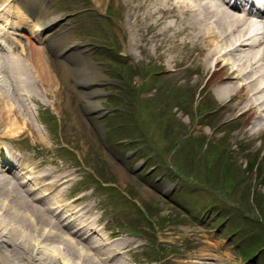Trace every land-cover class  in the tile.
Returning <instances> with one entry per match:
<instances>
[{"label":"rangeland","instance_id":"374dc122","mask_svg":"<svg viewBox=\"0 0 264 264\" xmlns=\"http://www.w3.org/2000/svg\"><path fill=\"white\" fill-rule=\"evenodd\" d=\"M13 1L29 20L40 6L48 9L45 20L67 14L63 41L49 48L30 36L31 26L16 30L18 39L45 49L59 89L56 108L50 97L25 102L26 121L45 143L21 124L19 133H5L22 155L36 152L41 167L53 160L64 173L78 170L68 185L70 195L86 188L83 203L98 209L94 216L101 215L100 227L106 224L102 235L114 232L132 240V252L123 255L132 264H190L197 254L213 255L208 260L213 264H264V201L258 195L264 147L261 139L243 137L244 117L222 118L226 112L217 111L208 78L194 83L198 74L184 68L194 60L190 53L176 51L174 70L164 72L159 50L140 53L119 27L126 10L119 0H104L101 8L96 0ZM76 42L91 60L82 76L78 68L84 60L58 63L63 46ZM70 67L68 80L63 72ZM85 76L97 84H78ZM94 87L101 90L90 97L98 112L87 111L80 95Z\"/></svg>","mask_w":264,"mask_h":264},{"label":"bare ground","instance_id":"6f19581e","mask_svg":"<svg viewBox=\"0 0 264 264\" xmlns=\"http://www.w3.org/2000/svg\"><path fill=\"white\" fill-rule=\"evenodd\" d=\"M119 1L126 9L119 27L132 47L150 55L152 48L159 50L161 55L157 58L164 72L174 70L176 51L187 50L194 60L184 68L198 74L194 83L208 78L217 111L226 112L222 118L244 117L243 137L250 141L261 139L259 146L264 147V15L253 21L249 14L214 0ZM103 3L104 0H96L94 5L101 8ZM44 8L34 10L33 20L21 10L11 23L10 37L5 27L0 26L1 40L6 46L0 44V133L3 127L6 129L0 135L1 141L11 139L5 133H19L21 125L32 129L26 121L29 113L26 100L39 103L42 96L50 97L54 99L51 105L57 107L58 73L50 57L44 48L23 42L16 33L17 27L31 26L30 36L45 42L46 48L63 41L65 18L61 14L45 20L42 16L49 14ZM50 27L52 31L43 34ZM20 36L27 39L25 34ZM82 46L79 42L64 45L59 53L62 61H58L65 66L71 58L78 63L84 60L86 63L78 68L80 76L91 63ZM140 59L136 57L134 62L139 63ZM72 74L71 67L65 68V78L69 80ZM77 81L86 87L97 84L90 76ZM100 91L97 87L81 91L87 111L98 112L97 102L90 97L97 98ZM32 131L34 139L46 142L37 131ZM35 158L26 157L20 163L12 146L0 144V264H132L123 259L124 254L133 250L132 240L116 236L109 241L112 235H102L103 228L98 227L99 220L93 217L95 207L90 202L75 204L82 195L70 197L68 185L77 171L64 173L53 160L44 164H55L50 170L41 167L42 162L34 161ZM17 162L21 164L19 172L14 171ZM30 184L36 189H30ZM95 234L100 235L98 241L92 238ZM193 258L187 262L213 264L208 261L213 260V255L197 254Z\"/></svg>","mask_w":264,"mask_h":264}]
</instances>
